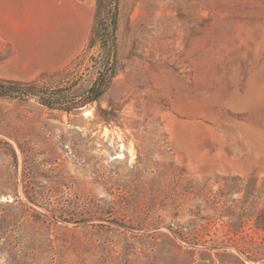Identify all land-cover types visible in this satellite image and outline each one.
<instances>
[{"label":"rangeland","instance_id":"374dc122","mask_svg":"<svg viewBox=\"0 0 264 264\" xmlns=\"http://www.w3.org/2000/svg\"><path fill=\"white\" fill-rule=\"evenodd\" d=\"M37 13L0 17V79L111 74L69 111L0 97V264H264V0Z\"/></svg>","mask_w":264,"mask_h":264},{"label":"trees","instance_id":"16d2710c","mask_svg":"<svg viewBox=\"0 0 264 264\" xmlns=\"http://www.w3.org/2000/svg\"><path fill=\"white\" fill-rule=\"evenodd\" d=\"M102 23L98 22L93 26L89 41L90 45L95 40L103 39L102 45L105 48L106 55L109 56V53H111L110 55L114 56L116 31L115 10L110 15V28H99L98 25ZM109 38L111 40L110 45L108 42L105 47L106 42L104 41L109 40ZM106 64H109V60L106 61ZM106 69L105 72L97 76L92 85L83 94L78 95L67 92V89H70L69 87H72L75 82H72L73 84L66 86V88L64 86L52 88L50 85L39 81L21 82L18 80L0 79V97L18 99L31 98L47 108L69 111L79 107L82 103L98 99L109 82L111 72H109V67H106Z\"/></svg>","mask_w":264,"mask_h":264},{"label":"crops","instance_id":"0c3cea01","mask_svg":"<svg viewBox=\"0 0 264 264\" xmlns=\"http://www.w3.org/2000/svg\"><path fill=\"white\" fill-rule=\"evenodd\" d=\"M44 0H0V17L30 16L36 9L41 14Z\"/></svg>","mask_w":264,"mask_h":264}]
</instances>
